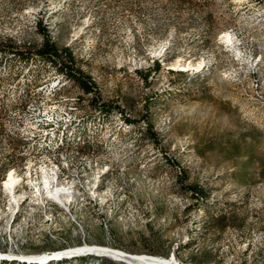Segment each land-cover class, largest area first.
Instances as JSON below:
<instances>
[{"label": "rangeland", "instance_id": "1", "mask_svg": "<svg viewBox=\"0 0 264 264\" xmlns=\"http://www.w3.org/2000/svg\"><path fill=\"white\" fill-rule=\"evenodd\" d=\"M43 35L62 51L55 61L92 82L66 93L128 125L107 121L90 170L103 174L102 206L76 208V221L42 243L31 236L24 252L86 242L184 264H264V0H0V46L22 47L19 76L47 70L32 55ZM45 263L144 264L94 253Z\"/></svg>", "mask_w": 264, "mask_h": 264}, {"label": "bare ground", "instance_id": "2", "mask_svg": "<svg viewBox=\"0 0 264 264\" xmlns=\"http://www.w3.org/2000/svg\"><path fill=\"white\" fill-rule=\"evenodd\" d=\"M224 37L233 41L229 33ZM14 56L0 50V248L25 253L32 237L42 243L59 221H76V208L105 202L103 174L90 170L99 163V148L107 144L103 138L107 121L115 115L123 117L126 125L128 121L118 109L111 113L98 107L91 112L82 108L81 97L66 93L72 80L50 63L38 60L46 66L45 73L33 70L19 76L12 67ZM92 253L144 264H184L175 257L133 254L99 245L57 256ZM48 258L0 254L5 263L46 264Z\"/></svg>", "mask_w": 264, "mask_h": 264}, {"label": "trees", "instance_id": "3", "mask_svg": "<svg viewBox=\"0 0 264 264\" xmlns=\"http://www.w3.org/2000/svg\"><path fill=\"white\" fill-rule=\"evenodd\" d=\"M38 28L46 33V29L44 28V24L42 20H39L38 22ZM44 37V42L43 45L41 47H39L38 49H36V53H32V55L35 58H38V60H42L45 61L46 63H50L51 65H53L60 73H62L66 78L71 79L72 81H79L81 83V85L83 86L85 91L90 92L92 89V82L89 81V79L87 77H85L83 75V73H81L80 71H78L77 69L74 68V66L71 65H64L63 63H61L60 61H55L57 58L61 57V52L56 44L52 41V39L49 37V35H43ZM0 50L3 51H7L9 53H13L17 56H22V53H20L18 55V51L21 52L22 49H16L14 52L11 51V48L7 47H2L0 46ZM68 54V53H67ZM58 60V59H57ZM156 69H159L161 67L160 62H156L155 66ZM100 103V102H99ZM95 106L98 107V104ZM102 105V104H101ZM103 106V105H102ZM107 108H103L102 110L108 111Z\"/></svg>", "mask_w": 264, "mask_h": 264}, {"label": "built area", "instance_id": "4", "mask_svg": "<svg viewBox=\"0 0 264 264\" xmlns=\"http://www.w3.org/2000/svg\"><path fill=\"white\" fill-rule=\"evenodd\" d=\"M18 50V49H17ZM103 109L102 105L98 104V110ZM0 121H1V115H0ZM84 246H89L88 244H86V242L83 245L77 246V247H69L63 250H59V251H47L43 254H27V252L25 253H17V251H11V248H0V254L1 255H16L18 257H27V258H46V257H54L57 256V254L61 253V252H65V251H76L77 248L79 247H84ZM91 246V245H90Z\"/></svg>", "mask_w": 264, "mask_h": 264}]
</instances>
